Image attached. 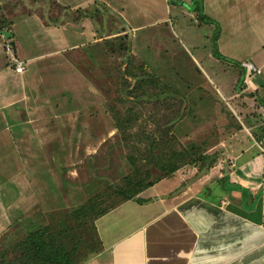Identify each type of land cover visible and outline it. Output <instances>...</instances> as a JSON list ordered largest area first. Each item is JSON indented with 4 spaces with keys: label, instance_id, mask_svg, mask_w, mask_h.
I'll return each instance as SVG.
<instances>
[{
    "label": "crops",
    "instance_id": "obj_1",
    "mask_svg": "<svg viewBox=\"0 0 264 264\" xmlns=\"http://www.w3.org/2000/svg\"><path fill=\"white\" fill-rule=\"evenodd\" d=\"M52 1L63 8L57 18L33 7L26 9L25 18L14 19L8 30L14 55L24 68L15 72L14 64L6 56L0 60L2 146L7 143L13 151L31 149V140L37 137L35 124L73 113L63 114L58 107H69L80 96L90 97L94 93V86L77 68L73 54L78 53L77 58L79 52L102 44L103 39L125 33L142 34L137 37L139 45L147 43L148 36L159 35L162 40L154 39V45L161 42L168 44V50H176L177 45L165 38L163 27L169 25L176 33L174 21L183 15L194 17L193 24L212 29L211 34L200 35L212 42L202 61L189 53L185 45L181 46L198 73L191 75L193 82L199 84L203 79L207 85L197 89L198 101H213L215 97L227 102L235 114V122L226 128L222 140L230 165L215 162L217 166L196 179L188 180L189 176L184 174L180 187L176 184L173 189V182L159 180L147 190L153 199L138 200L141 191L136 199L123 201L100 216L96 225L101 249L79 264H264V156L257 158L251 144L240 145L243 134L254 145L258 107L264 102V0ZM172 9L176 13L174 19L170 15ZM79 10L84 13L74 18ZM24 23L34 27L27 36L22 32ZM109 23L114 27L113 34L106 30ZM178 25L182 36L178 41L195 39L193 32ZM170 35L174 41L176 38ZM0 39L2 45L7 38ZM146 43L142 50L148 51ZM159 50H149L155 60ZM2 54L6 55L4 51ZM243 62L251 63L254 70L247 73ZM226 69L235 72L228 73ZM224 71L231 77L225 78ZM175 81L168 82L179 90L186 83ZM258 175L260 181L254 179ZM228 177L232 180L226 184L224 179ZM210 184L219 185V189L212 190ZM166 188L168 192L164 194ZM130 202L134 206L124 214L133 208L135 214L148 215L124 231L119 228L117 233L109 230L106 221L102 233L112 236L104 237L99 221ZM110 223L117 225L112 220Z\"/></svg>",
    "mask_w": 264,
    "mask_h": 264
},
{
    "label": "rangeland",
    "instance_id": "obj_2",
    "mask_svg": "<svg viewBox=\"0 0 264 264\" xmlns=\"http://www.w3.org/2000/svg\"><path fill=\"white\" fill-rule=\"evenodd\" d=\"M32 1L28 0L29 3ZM0 5L4 10L3 15L8 19L19 20L26 17L25 11L28 7L22 3V0H0ZM31 7L36 8L37 12L41 10L49 17L53 16V19L63 11V8L52 0H43V5L32 4ZM90 11L92 9L87 13L90 14ZM82 13L84 12L79 10L73 16L76 18ZM175 14L172 9L171 19ZM193 18L184 15L176 18L174 21L176 33L169 25L163 27L165 38L177 45L176 50H173L175 48L170 49L172 51L168 50V44L161 42L157 43L159 45H154L152 43L154 39L162 40L159 35L147 37V48L161 51L156 60L152 58V51L142 50L146 41L138 44L137 37H142V34L138 36L128 34V37H122L123 42H119L118 37L112 35L111 39H107L111 41L106 45L103 39L102 44H96L84 53L79 52L77 58L75 54L78 53L73 54L72 58L77 68L94 86V93L92 92L90 97L80 96L77 102L71 103L69 107H58L63 114L74 111L73 113L59 116L57 120L46 121L42 125L35 124L37 131L34 136L37 137L31 140V149L13 151L7 143L2 146L0 141L2 146L0 147V250L6 249L8 252L15 240L24 235L25 227L29 223L56 224L97 192L110 191L112 186L120 182L123 175L132 170L133 164L127 159L129 154L136 158V165L148 167L149 170L160 175L162 177L160 181L164 179L173 182L174 185L170 189L176 184L180 187L184 174L189 176L186 177L188 180L196 179L197 175L208 173L212 166H217V163L230 165L229 158L223 153L226 145L222 140L223 133L234 121L235 114L227 102L215 100L214 96L213 101H198L197 89H205L207 85L202 76L196 77L202 79L199 84L193 82L191 75L194 73L197 76L198 73L195 65L181 48L185 45L189 53H193L202 61L203 54L212 47L210 38L205 41L200 36L203 33L211 34L212 29L207 26L201 27L202 24H193V21H196ZM120 24L121 28H125L123 23ZM176 24L193 32L195 39L191 42L185 38L186 42L178 41L182 36H180V27ZM21 26L24 27L22 31L24 36L34 31V27L28 23ZM113 28L109 23L106 30L108 33L110 30V34H113ZM170 33L176 38L175 42ZM120 44L125 47L120 48ZM1 46L0 43V60H4L5 55L2 54ZM130 57L134 60V64L141 61L144 66L141 73L136 70V77L133 76L129 64L127 69L124 67ZM228 70L235 72L232 69H226V72ZM226 72L225 78L228 76ZM173 73L176 75L173 76ZM150 75L168 84L183 96L182 104L176 102L178 97L172 93H165L160 97L153 94L157 88L151 83L146 96H141L139 91L133 89L138 79H146ZM175 80L182 84L185 81L186 83L179 90L172 86L177 83ZM211 102H214V106H211ZM130 109L133 113L128 121V129L121 135L115 129L116 119L124 118ZM143 132L155 137L153 144L149 146L150 153L157 154L167 150H183L182 152L186 153L190 150V154H206L214 158L217 163L214 162L211 168L204 167L201 163L186 164L180 166L172 175L164 176L161 172H157L158 168L152 163L143 162L144 159L140 160L144 154L150 155V153L143 154L147 143L139 144L133 149ZM243 144L244 146L251 144V150L257 154H255L257 158L261 154L252 144L251 139L244 134L240 145ZM222 164H219L218 168H221ZM215 177V174L211 176L212 179ZM260 177V175L254 176V179L260 181ZM224 180L226 182L232 179L228 177ZM210 185L209 187L214 191L219 189V185ZM147 190L149 191L148 188L142 191V197L138 200L148 201L154 198ZM167 190L166 188L164 194H167ZM129 204L117 208L113 214L99 221L100 232H104L107 223L110 231L117 233L119 228L124 231L137 219L148 215L135 214L132 207L129 214H124L128 212L130 206H134L132 202ZM140 210L144 212L143 209ZM96 219L88 217L84 225L78 228L81 230V241L77 251L78 262L84 258L87 260L101 249ZM111 220L117 225L110 223ZM102 234L107 239L108 236H112Z\"/></svg>",
    "mask_w": 264,
    "mask_h": 264
},
{
    "label": "trees",
    "instance_id": "obj_3",
    "mask_svg": "<svg viewBox=\"0 0 264 264\" xmlns=\"http://www.w3.org/2000/svg\"><path fill=\"white\" fill-rule=\"evenodd\" d=\"M22 3L30 9L32 8V4L36 5L41 3L43 5V0H33L31 3H29L28 0H22ZM1 10L0 5V31L3 29L9 30L14 18L8 19L3 15L4 10ZM126 36L128 37L129 35L125 33L116 37H118L117 39L119 42H123L124 39L122 37ZM0 37H3L2 34H0ZM6 41H9L12 49H14L12 37H8ZM109 41L111 40L105 39V45L109 43ZM124 47L125 46L120 44V48ZM5 56L8 59V55L6 54ZM133 61L132 57H130L126 60L124 67L127 69L130 65L133 76L136 77V70L138 73H141L144 66L141 61L138 64H134ZM124 78L127 79L125 76ZM150 83L154 88H157L156 92L153 94L160 97L165 93H172L175 97H178L176 102H181L182 104L183 96L172 87H169L168 84L160 82L159 79L155 78L153 75H150L146 79H138L133 89L139 91L141 96H146ZM261 103L264 104L263 101H261ZM165 107L167 108V106ZM132 113L133 110L130 109L124 118L118 117L116 119L115 129L121 135L128 129V121ZM143 133L142 136L137 135L141 136V138L137 140V144L133 146V149L139 144L147 143V148L145 147L146 150L144 148L143 154L150 153L149 146L153 144L152 142L155 137L148 136L145 132ZM182 151L183 150H167L157 152V154L150 153L148 156L144 154L140 160L144 159L145 161L143 162L152 163L158 168L157 172H161L164 176L172 175V173L182 165L201 163L204 167H210L215 162L214 158L206 154L198 153L193 155L190 154V150H187L186 153ZM127 159L133 164L132 170L130 173L123 175L120 182L112 186L110 191H104L103 193L97 192L77 208L73 209L71 214H66V217L62 218V220L56 224L29 223L25 227L24 235L15 240L9 247L8 252L6 249L0 250V264H79L82 262L85 258L79 262L77 261V251L81 241V230L78 228L84 225L88 217L98 218L104 215L123 201L135 198L139 192L152 186L162 178L154 171L149 170L148 167L136 165V158L130 154L127 156Z\"/></svg>",
    "mask_w": 264,
    "mask_h": 264
},
{
    "label": "built area",
    "instance_id": "obj_4",
    "mask_svg": "<svg viewBox=\"0 0 264 264\" xmlns=\"http://www.w3.org/2000/svg\"><path fill=\"white\" fill-rule=\"evenodd\" d=\"M2 49L8 55V61L14 64L15 72L23 71V62L18 61L14 55L11 43L4 39L2 44ZM245 70L247 73H251L254 67L249 62H243ZM257 135L252 137L253 143L259 152L264 156V104H260L258 107V122H257Z\"/></svg>",
    "mask_w": 264,
    "mask_h": 264
},
{
    "label": "water",
    "instance_id": "obj_5",
    "mask_svg": "<svg viewBox=\"0 0 264 264\" xmlns=\"http://www.w3.org/2000/svg\"><path fill=\"white\" fill-rule=\"evenodd\" d=\"M0 32L4 38H8L11 36V33L8 30H1Z\"/></svg>",
    "mask_w": 264,
    "mask_h": 264
}]
</instances>
